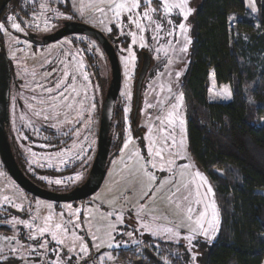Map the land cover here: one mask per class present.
Segmentation results:
<instances>
[{"label": "rangeland", "instance_id": "1", "mask_svg": "<svg viewBox=\"0 0 264 264\" xmlns=\"http://www.w3.org/2000/svg\"><path fill=\"white\" fill-rule=\"evenodd\" d=\"M244 1L249 8L250 17L255 19L257 11L254 0ZM108 2L109 0H12L0 15V21L6 25V30L2 31L6 54L14 60L17 74L23 77L25 87L30 86L31 88L32 78L38 76L40 70L41 75H46L48 70L52 73L53 69L56 70L54 73L57 77L56 83L68 80L66 84L70 86L68 95L73 99L69 103L73 104V109L65 112L59 99L56 102L57 151L50 152L48 148H45L49 147L47 144L38 143L36 147L39 148H36L32 146L31 141L25 140L26 143H22L25 167L29 174L40 182L36 184L46 191L58 194L73 192L74 185L84 179L91 166L97 148L102 91H105L110 78L109 62L103 50L90 36L69 34L56 41L33 46L30 42L15 36L13 32L27 35L30 31L41 36L55 32L64 22L79 21L89 24L101 30L107 37H112L121 70V86L116 99L118 115L115 119L113 133L114 149L117 148V150L111 153L104 178L93 194L79 200L59 202L37 197L18 186L0 160V249L3 250L2 255L8 257L7 260H0V264H49L50 261L57 259H61L62 264H68L69 255L72 257L71 264H85V262L86 264H199L205 246L212 244L217 238L221 220L219 202L211 182L189 153L186 134L189 103L183 80L190 61L193 38L192 17L199 7L200 0H188V7L192 12L185 21L188 28L187 35L190 39L186 52L180 51L185 42L178 27L176 35L167 34L181 22L179 9L174 8L168 17L174 20V24L169 25L167 31L157 33L154 26L150 25L147 19H143L141 23L146 31L139 32L135 25H129L126 12L117 18L112 11L107 10ZM114 2L130 3L131 0H114ZM172 2H179V0H172ZM100 8L106 11L102 13L98 10ZM139 11L143 12V8ZM9 15H15L19 21H23L22 31L11 29L6 20ZM137 19H139L138 16ZM109 28L112 30L108 31ZM132 32H136L134 38L131 35ZM143 51L149 53L151 62L142 83L138 115L133 125L131 119L133 91ZM64 72L75 75L76 80L64 77ZM177 72L180 73L179 77L176 76ZM85 76L88 77L87 80L84 79ZM62 87L60 90L64 91ZM225 89L231 93L232 97L230 85L217 84L213 70H210L207 100L209 102L229 101L231 98L224 96ZM180 93H183L182 101L176 99ZM32 98L33 96L26 97L24 102L26 107L34 112L36 105L33 104L34 99ZM158 100L164 101L167 105L163 113L159 110ZM177 104L179 107L176 109L178 116L175 133L176 146L171 149L173 155H167L166 150L165 158L175 160V164L171 167L191 164L193 174L196 170L203 174L207 183L200 189L204 199L198 207L200 211H206V220H209L212 219L214 203L216 218L219 221L218 230L215 233L209 232L211 239L202 234H196L191 245L184 238L189 235L187 228L179 229V236L175 234L177 231L175 223L178 222V217L174 216L171 211L167 212V219H153L154 216L163 215L167 207L163 201V196L167 195L166 188L164 192L157 193L154 200L144 201L143 210L140 208L138 198L144 191H147V182L137 183L131 192L124 193V188L127 186L126 168L131 164L130 157L136 152H142L147 158L148 148L151 147L155 151L162 146L160 124L156 117L165 114ZM148 105L152 107L149 108ZM125 109L128 111L125 112ZM180 119L184 120L183 126L179 123ZM68 120L72 122L68 123ZM149 128L152 129L151 132ZM126 141L128 142L127 147H125ZM181 141H183L182 144ZM81 147L90 150L82 154V159H77L76 154L80 153ZM175 153L179 155L176 156ZM156 163L157 170L154 174L160 180L170 179L172 174L169 171L160 172L158 169L161 167V162L157 160ZM164 166L168 167L167 164ZM215 171L223 175L221 170L216 169ZM77 174H79V179H65ZM185 178L187 181L192 180V177L187 174ZM57 179L62 182L56 184ZM200 183L199 178H196L193 184L194 201L198 198L195 186ZM208 185H211L213 189L211 194L206 192ZM260 192L264 194V190ZM125 196L129 201L127 204ZM49 204L53 206L51 209L47 207ZM77 209H81V213H77ZM152 209L160 211L154 212ZM121 210H123L122 222H118L116 216ZM109 212L113 213L111 217L108 216ZM61 213L64 214L63 217ZM49 215H52L53 221L57 223L69 219L77 222V217H79L78 222L82 223V229L77 230V234L84 237L83 242L87 244L88 251L79 252L80 241H76L75 252L69 253L65 248L59 257L55 253L47 252L43 254L42 259H35L27 251L20 253L25 257L24 260L9 256L10 247L35 246L34 242L27 239L29 234L37 236L41 243L44 240L51 241L50 233L42 238L39 236V228L45 226L44 218ZM33 220H35L34 223ZM19 221L32 224L31 233L29 228ZM109 224L115 226L114 230L108 227ZM144 224L149 227L145 229ZM167 228H172L173 232H166ZM13 236L19 241V245L14 241L4 239V237ZM93 236L97 239L93 240ZM60 238L63 236L59 235L58 239ZM73 240L74 237L69 232L66 243L71 246ZM51 246L57 247L54 242ZM98 252L100 255H97ZM101 256L104 257L103 261H101ZM262 264H264V259Z\"/></svg>", "mask_w": 264, "mask_h": 264}, {"label": "trees", "instance_id": "2", "mask_svg": "<svg viewBox=\"0 0 264 264\" xmlns=\"http://www.w3.org/2000/svg\"><path fill=\"white\" fill-rule=\"evenodd\" d=\"M254 3L255 19L244 0H200L192 17L183 80L188 150L213 186L221 219L199 264L264 259V0ZM210 70L217 84L230 85L229 101L207 100ZM114 147L113 140L111 153Z\"/></svg>", "mask_w": 264, "mask_h": 264}, {"label": "snow or ice", "instance_id": "3", "mask_svg": "<svg viewBox=\"0 0 264 264\" xmlns=\"http://www.w3.org/2000/svg\"><path fill=\"white\" fill-rule=\"evenodd\" d=\"M43 7V5H42ZM143 8V12H140L139 10ZM179 9L180 10V16L182 17L181 22L172 28L171 31H168L167 34L169 36H174L177 34V27L179 29V33L183 34V40H184V47L180 49L181 52L187 51V44L190 43V39L187 35L188 28L186 27L185 21L190 16L192 10L188 7V0H179V2H172V0H131L130 3H123L119 2L116 3L114 0H109L107 3V10L112 11L117 18L121 16L122 13L126 12L128 14L127 19L129 25H135L137 31L139 32H145L146 28L141 23V20L147 19L149 24L154 26V30L159 33L160 31H167V28L169 25L174 24V20L169 19L168 17L172 13L173 9ZM102 13L106 11L104 8L98 9ZM135 13V15H134ZM163 13V14H161ZM137 16L139 19H137ZM235 17H231L230 19H234ZM6 20L9 22L11 29L16 31H22L21 23L23 21H19V18L15 15H9L6 17ZM6 25L4 22H0V31H5ZM112 29L109 28L108 31H111ZM131 35L133 38L136 36V32H132ZM133 43H135V40H133ZM131 47V46H130ZM56 70L53 69V72ZM52 73H46V76H51ZM64 77L71 78L73 81L76 80V76L72 75L68 72L63 73ZM176 76L179 77L180 73L177 72ZM84 79H88L87 76L84 77ZM64 87V91H61V87ZM69 85H66L65 81H59L56 83L55 88L48 87L44 89L49 94V100L52 101V107H57L56 100L59 99L61 102V105L64 107V111L67 112L68 110L73 109V104L69 103L72 97L68 95V89ZM169 91H171V88H169ZM54 94V95H53ZM130 95V94H129ZM224 96L225 98H231V93L225 89L224 90ZM32 99H35L33 97ZM171 99V97H169ZM177 100L182 101L183 100V93H180L178 97H176ZM158 104L160 105V111L163 113L164 109L167 107L164 101L158 100ZM94 107V105H93ZM149 108L152 107V105H148ZM179 107V105H173L171 109H169L165 114L158 115L156 117V120L159 121L160 128L159 132L161 133L162 138V146L158 150H153L151 147L148 148V157L145 158L142 154V152H136L134 156L130 157L131 164L127 166V177H126V187L124 188V193H129L132 191V189L136 186L137 183H144L147 182V191H144L142 195L138 198V203L140 204L141 210L144 209V201L147 200H154L157 196V193H162L167 191V195L163 196V201L167 205V207L164 210V214L161 216H154L153 219H167V212L171 211L174 216L178 217V222L175 223V228L177 229L176 235L179 236V229L187 228L189 235L185 236L184 238L189 241V244L191 245L192 241L195 238L196 234H202L206 236L208 239H211V236H209V232L215 233V231L218 230L217 226L219 224V221L216 218L215 213V205L213 203V215L212 219L206 220V211H200L198 205H200L204 199L203 195L200 192L201 187L207 183L206 178L203 176V174L196 170L194 174L192 173V165L191 164H182L177 165L176 167H171L173 164H175V160L167 159L165 158V152L167 150V155H173L171 149L176 146V124L178 120V116L176 114V109ZM128 110L125 109V112ZM39 115V113H36ZM45 120H48V116H44ZM68 123H71V120L67 121ZM179 123L181 126L184 124V120L180 119ZM149 131L151 132L152 129L149 128ZM79 135V133H77ZM170 142V143H169ZM127 141L125 144V147H127ZM183 141H181V144ZM166 146V148H165ZM90 150V149H87ZM83 147H81L80 153H77V159H82V154L87 151ZM63 151V150H62ZM123 151V149H122ZM174 155L178 156V153H175ZM157 160L161 162V167L158 169L160 172L169 171L172 175L171 178L168 180H160L155 174V170H157ZM143 161V163H141ZM167 164L168 167L166 168L164 165ZM179 173V174H178ZM186 174L188 176L192 177L191 181H187L185 176ZM196 178H199L201 181L200 184H196L195 186V193L198 197L193 200V184L195 183ZM65 179H79V174H77L74 177H69ZM62 181L60 179H57L55 181L56 184H60ZM159 185V187H157ZM155 189V190H154ZM206 192L211 194L213 193V189L211 185H208L206 188ZM122 193V195L124 194ZM7 199V198H5ZM125 203H129L127 196H125ZM194 204L196 206H194ZM103 206V205H101ZM49 209H51L53 206L49 204L47 206ZM71 207V206H69ZM77 213H81V209L76 210ZM154 212L160 211L159 209H152ZM63 213H61V217H63ZM113 215L112 212L108 213V216L111 217ZM139 216V213L137 214ZM123 217V210L120 211V213L116 216V219L118 222H122ZM45 219V226L39 228V236L42 238L45 234L50 233L51 235V241L44 240V242H40V240L35 235L29 234L27 239L29 241L34 242L35 246L29 245L26 248L22 245H19V241L16 239L15 236L13 237H4L7 241H14L19 245L18 247H10L8 249L9 256L11 257H17L21 260H24L25 257L20 255L21 251H27L29 255L34 256L35 259H42L43 254L47 252L55 253L58 257L61 255L63 250L67 248V251L69 253L76 251V241H80V249L79 252L86 253L88 251L87 244H85L84 237L77 234V230L82 229V223L78 222L79 217H77V222H73L71 219L68 221H63L60 223H57L53 221L52 215H49L44 218ZM35 220H33V223ZM19 223H23L26 225L30 233L32 231V224H29L27 221H19ZM205 224H207V227H205ZM70 226V227H69ZM108 227L110 229L115 228L114 225L109 224ZM143 227L147 229L149 226L147 224H144ZM166 232H173L172 228L165 229ZM71 232L72 237H74V240L72 242V245L69 246L68 243H66V240L68 238V234ZM62 235L63 238L58 239V236ZM93 240H96L97 237L93 236ZM52 242L55 243L57 247H52ZM96 246V245H94ZM99 247V246H96ZM109 247H112V245H109ZM3 250L0 249V260H7L8 257H5L2 255ZM97 255H100L98 252ZM71 255L68 257V264H71ZM104 257L101 256V261H103ZM193 259H195V256H193ZM49 264H62L61 259H57L54 261H50ZM86 264V262H85Z\"/></svg>", "mask_w": 264, "mask_h": 264}, {"label": "water", "instance_id": "4", "mask_svg": "<svg viewBox=\"0 0 264 264\" xmlns=\"http://www.w3.org/2000/svg\"><path fill=\"white\" fill-rule=\"evenodd\" d=\"M10 1L11 0H0V13ZM73 33H85L92 37L102 48L108 59L110 67V78L102 95L96 153L85 183L80 187L75 188L71 193L58 194L46 191L32 182L17 167V164L9 151L7 140H5L3 136L2 124L0 120V159L10 176L23 190L28 193L56 202L79 200L90 196L99 188L110 161L115 119V103L121 86V70L115 47L101 30L79 21L64 22L55 32L42 34L39 36L40 39H33L32 41L37 44H46ZM31 34L35 37L38 36L36 33H29L30 36ZM3 58L6 62V57L4 56ZM150 62L151 59L149 53L147 51H143L133 91V109L131 118L133 125L136 123L140 104L141 87L150 66ZM5 90L6 99L7 89Z\"/></svg>", "mask_w": 264, "mask_h": 264}, {"label": "flooded vegetation", "instance_id": "5", "mask_svg": "<svg viewBox=\"0 0 264 264\" xmlns=\"http://www.w3.org/2000/svg\"><path fill=\"white\" fill-rule=\"evenodd\" d=\"M4 9L5 7L3 8V10ZM3 10L1 11V13L3 12ZM29 33H34V32L29 31L27 35L19 32H13L15 36L30 42L31 45L33 46L43 45V44H37L34 41H32L33 39H40L39 38L40 35L36 33L38 36L35 37L32 34L30 36ZM76 34H83L89 36L85 33H76ZM4 56L6 57L7 60L6 62L4 61L3 58ZM14 63H15L14 60H11L6 54L4 36L2 31H0V99H1L0 120L2 124V131H3L2 133L5 140H7L9 151L13 156L15 163L17 164V167L23 172V174L28 179H30L32 182L36 184L40 182H38L31 174H29V172L25 167V155L23 153L22 143L23 142L26 143V141H31L33 147H36V144L38 143L44 145L47 144L49 147H45V148H48L50 152L57 151L58 145L56 141L57 139H56V124H55L56 115H57L56 107L55 108L52 107V101L49 100V94L44 90L48 87L55 88L57 77L55 76L56 74L54 75L55 72L53 71L51 76L41 75L40 74L41 70H40L38 76H34V78H32V81L30 83L32 84L31 88L30 86L25 87L24 79L23 77L18 76ZM86 70L87 69H85V71ZM48 73H51L50 70H48ZM65 83H68V80ZM5 89H7L6 99H5V92H6ZM31 89H32V93H31ZM31 96L35 97L34 99L35 103L33 102V104H35L37 107V108L35 107L34 112L30 111L29 108L26 107V104L24 102L26 97L31 98ZM101 104H102V99H101ZM100 112H101V105H100L99 117H100ZM36 113H39V115H37ZM44 116H48L49 119L45 120ZM25 117H27V119ZM81 138H83V136ZM45 148L43 147V149ZM89 170L86 176L84 177V179L80 183L75 184L74 188H78L85 183L86 179L88 178Z\"/></svg>", "mask_w": 264, "mask_h": 264}, {"label": "crops", "instance_id": "6", "mask_svg": "<svg viewBox=\"0 0 264 264\" xmlns=\"http://www.w3.org/2000/svg\"><path fill=\"white\" fill-rule=\"evenodd\" d=\"M248 8V7H247ZM249 9V8H248Z\"/></svg>", "mask_w": 264, "mask_h": 264}]
</instances>
